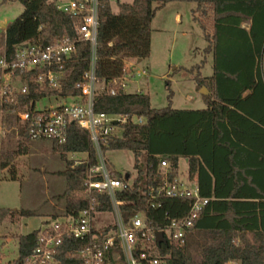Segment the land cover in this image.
Returning a JSON list of instances; mask_svg holds the SVG:
<instances>
[{
	"label": "trees",
	"instance_id": "1",
	"mask_svg": "<svg viewBox=\"0 0 264 264\" xmlns=\"http://www.w3.org/2000/svg\"><path fill=\"white\" fill-rule=\"evenodd\" d=\"M9 1L22 3L24 9L5 30L3 47L8 53L22 43L46 46L66 38L76 41V51L61 67L65 77L60 86L41 89L33 82L29 93L20 97L19 106L43 98L80 95L91 48L89 42L77 39L71 16L57 9V0ZM173 1L196 4L195 20L207 40L205 52L213 55L212 75L203 76L200 71L205 59L191 69L197 70V88L209 91L204 96L206 107L157 108L152 106L149 94L142 91L121 89L116 94L103 91L97 96L98 112L144 118V123L121 124L120 134L111 135L104 146L105 151L130 150L134 155L132 181L131 172L126 178L117 171L119 177L130 182L118 193L122 218L130 223L136 215H142L154 231H164L173 221L182 222L195 196H167L162 187L179 178L181 158L195 161L198 194L208 201L186 228L183 244L164 232L166 242H154L151 255L157 256L160 264H226L236 260L241 264H264V0H132L120 2L118 12H113L111 0H100L97 76L108 83L124 74L127 60L147 58L155 14ZM7 136L16 139L1 140L0 167L9 168L10 178L15 179L12 163L28 152L31 139L22 126ZM52 149L66 160L61 171L67 181L65 215L77 218L88 206L81 191L89 167L96 161L89 133L72 123L67 141L52 142ZM68 153H85L86 157L76 164L75 159H67ZM162 160L168 162L166 169L161 167ZM99 201L90 234L83 238L63 235L55 254L56 264H86L79 251L92 239L102 244L114 232L113 222H104L106 216H111L109 198L101 195ZM37 215L29 209L3 208L0 222L16 223ZM39 232L37 228L19 234L17 256L0 264H28ZM138 237L136 257L139 264H148L140 258L147 241L141 234ZM123 262L116 240L106 253L105 264Z\"/></svg>",
	"mask_w": 264,
	"mask_h": 264
},
{
	"label": "built area",
	"instance_id": "2",
	"mask_svg": "<svg viewBox=\"0 0 264 264\" xmlns=\"http://www.w3.org/2000/svg\"><path fill=\"white\" fill-rule=\"evenodd\" d=\"M56 7L71 16L77 39L90 43L89 66L83 74L81 93L67 98H43L19 106L20 97L29 93V85L33 82L41 89L45 86H60V80L65 77V71L61 67L64 61L76 51V41L66 38L46 46L22 43L17 45L11 53L3 47L0 50V132L9 133L22 126L31 141L49 140L62 144L68 139L70 124L76 123L88 131L96 161L89 167L81 191L88 201L87 208L82 210L77 218L66 216L63 220L45 222L39 228L38 243L27 259V263L56 264L55 254L62 243L63 235L83 238L90 234L98 216L96 206L100 204L101 195H105L112 205L111 216L115 230L105 237L102 244L92 239L79 251L85 263L105 264L106 253L114 247L117 240L124 256L122 264H139L140 260L136 257L135 250L139 242L138 236L141 234L147 241V247L142 248L140 258L147 260L148 264H160L159 258L152 256L150 251L156 242L157 231L145 224L142 215H136L130 223H126L122 218L118 193L127 189L130 182L117 175V171L109 164L107 151L104 150L109 137L120 134L118 131L121 130V124L128 121L144 123V118L130 117L127 114L112 115L95 110L96 98L101 92L116 94L121 89L127 91L128 83L136 75L145 73V70L133 68L134 65L129 64L131 61L127 60L122 76L108 83L99 78L96 65L100 0H57ZM11 105L13 108L8 111ZM80 162L75 160L76 164ZM161 167L166 169L168 162L162 160ZM180 182L179 179L174 184L165 182L162 187L165 195L179 196L191 193L196 200L188 216L182 222L173 221L163 233L183 244L186 228L192 225L193 219L208 199L199 197L196 184L192 190H188ZM3 253L0 249V263L5 261Z\"/></svg>",
	"mask_w": 264,
	"mask_h": 264
},
{
	"label": "rangeland",
	"instance_id": "3",
	"mask_svg": "<svg viewBox=\"0 0 264 264\" xmlns=\"http://www.w3.org/2000/svg\"><path fill=\"white\" fill-rule=\"evenodd\" d=\"M132 0H111L113 12H118L120 2ZM196 4L192 2L173 1L158 9L152 21L150 55L137 63L129 59L133 68L144 69L145 73L136 75L128 83V92L142 91L148 93L153 107L171 105L177 109H197L206 107L204 99L208 89L197 88L194 76L197 64H202L203 76L213 73V55L206 53L207 40L200 25L195 20ZM24 5L17 1L0 0V50L4 44L6 28L21 14ZM179 13V18L176 14ZM1 24H3L1 26ZM136 65V66H135ZM169 82V84H168ZM172 92L171 96L170 93ZM193 99H189V96ZM121 130L118 132L120 133ZM15 140L14 136L0 132V142ZM85 153H68V160H81ZM107 157L110 166L123 175L131 172L132 181L135 171L134 155L130 150H109ZM16 178H10L9 168L0 167V209H29L38 215L32 219L22 218L16 223L4 220L0 222V249L4 260L17 256V236L42 227L45 222L63 220L66 215L68 196L66 177L61 171L66 167V160L59 152L52 149L49 140H32L27 153L17 156L12 163ZM195 161H179V180L188 190L196 184ZM41 215L48 216L42 220ZM54 215H56L54 217ZM112 216L104 218L105 224L112 223ZM99 222H102L99 221ZM96 223V222H94ZM100 224V223H98Z\"/></svg>",
	"mask_w": 264,
	"mask_h": 264
},
{
	"label": "water",
	"instance_id": "4",
	"mask_svg": "<svg viewBox=\"0 0 264 264\" xmlns=\"http://www.w3.org/2000/svg\"><path fill=\"white\" fill-rule=\"evenodd\" d=\"M2 25H3V24H1V26H2ZM141 60H142V59H139V62H141ZM202 89L207 90L206 87H202ZM115 123H116V122H115ZM128 177H129V174L127 173V174H126V178H128ZM155 236H156V242H157L158 244H161V243H165V242H166V238L164 237V233H163L162 230L157 231V232L155 233Z\"/></svg>",
	"mask_w": 264,
	"mask_h": 264
},
{
	"label": "crops",
	"instance_id": "5",
	"mask_svg": "<svg viewBox=\"0 0 264 264\" xmlns=\"http://www.w3.org/2000/svg\"><path fill=\"white\" fill-rule=\"evenodd\" d=\"M176 16H177V18H179V16H180L179 13L176 14ZM135 60L137 61V63H139V59H138V60L135 59ZM142 60H143V59H142ZM142 60H141V61H142ZM200 97H201L202 99H204L202 96H200ZM189 99L192 100L193 97L190 95V96H189ZM204 101H205V100H204ZM85 157H86V156H85ZM85 157H84V158H85ZM185 160H186V162L189 161L188 159H185ZM178 179H179V178H178ZM195 180H196V176H195ZM41 216H42V217H41L42 220H45V219H48V218H49L48 216H45V215H41ZM35 217H36V216H35ZM35 217H32V219H34ZM37 228H38V226L36 227V229H37ZM226 264H241V263H240V261L236 260V261H229V262L226 263Z\"/></svg>",
	"mask_w": 264,
	"mask_h": 264
}]
</instances>
